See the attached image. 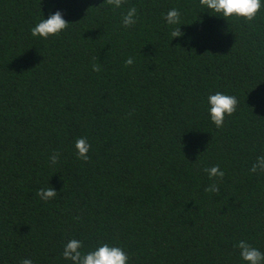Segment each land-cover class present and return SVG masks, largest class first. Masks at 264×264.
<instances>
[{
    "label": "trees",
    "instance_id": "trees-1",
    "mask_svg": "<svg viewBox=\"0 0 264 264\" xmlns=\"http://www.w3.org/2000/svg\"><path fill=\"white\" fill-rule=\"evenodd\" d=\"M261 5L248 22L199 0H0V264H72V239L82 253L120 247L129 264H246L241 240L264 253V174L251 172L264 155ZM56 11L68 28L33 37ZM216 92L238 100L222 128ZM216 165L222 180L204 171ZM49 187L45 202L36 192Z\"/></svg>",
    "mask_w": 264,
    "mask_h": 264
},
{
    "label": "clouds",
    "instance_id": "clouds-1",
    "mask_svg": "<svg viewBox=\"0 0 264 264\" xmlns=\"http://www.w3.org/2000/svg\"><path fill=\"white\" fill-rule=\"evenodd\" d=\"M126 2V0H106V4L112 6L114 9H119ZM202 7L218 14L226 20L233 17L244 19L252 22L256 19L261 10V0H199ZM164 19L170 26L179 25L181 22V12L175 8L170 9L165 15ZM137 23V9L131 7L127 13L122 16V25L125 28H130ZM69 23L63 18L60 11H56L49 15L47 19L41 20L31 29L33 37H41L48 39L50 36H59L60 33L68 28ZM170 35L175 38L183 37L181 27H174ZM134 61L130 57L125 61V67L133 65ZM92 70L100 72L101 67L93 64ZM210 119L217 128H222L226 117H231L236 111L238 100L233 95L216 92L208 96ZM78 159L88 162V153L91 145L86 138H78L75 142ZM60 153L55 152L50 157V163L55 165L59 163ZM204 171L208 174L210 180L217 178L222 180L225 173L220 170L219 165L211 168H205ZM251 172L253 174L259 172L264 174V155L258 156L253 163ZM208 193H218L219 186L217 183H212L205 189ZM57 192L49 187L47 189H39L36 195L47 202L57 196ZM83 245L79 240L72 239L64 247L63 258L69 260L72 264H129V257L127 253L120 247L103 244L93 251L82 253ZM240 250V256L246 264H264V253H261L255 247H252L247 242L241 240L235 245ZM20 264H33L31 259H22Z\"/></svg>",
    "mask_w": 264,
    "mask_h": 264
}]
</instances>
